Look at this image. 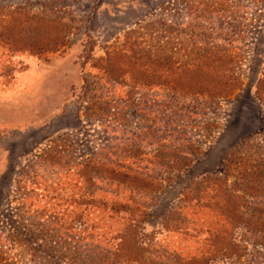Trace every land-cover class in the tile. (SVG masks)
Listing matches in <instances>:
<instances>
[{
	"label": "rangeland",
	"instance_id": "obj_1",
	"mask_svg": "<svg viewBox=\"0 0 264 264\" xmlns=\"http://www.w3.org/2000/svg\"><path fill=\"white\" fill-rule=\"evenodd\" d=\"M16 6L48 15L57 44L46 51L0 46V264L108 259L117 238L101 241L97 233L118 229L105 221L108 230L99 212L81 217L85 230L71 238L57 228L74 218L68 197L115 192L107 177L131 174L124 168L131 159L121 160L128 151L145 153L142 165L153 163L157 183L137 216L142 248H149L142 264H264V97L255 93H264V0H0V11ZM145 29L148 39L131 55L166 70L230 48L231 85L226 80L215 98L191 99L166 74L115 77L105 51L128 46ZM213 87L190 84L202 92ZM93 157L113 165L90 169L96 180L87 185L72 171ZM222 185L241 196L240 212L225 218L222 237L214 238L202 205L213 195L224 202ZM52 204L63 213L51 214Z\"/></svg>",
	"mask_w": 264,
	"mask_h": 264
},
{
	"label": "trees",
	"instance_id": "obj_2",
	"mask_svg": "<svg viewBox=\"0 0 264 264\" xmlns=\"http://www.w3.org/2000/svg\"><path fill=\"white\" fill-rule=\"evenodd\" d=\"M9 9L12 10H7L6 8L5 10L0 11L1 47L6 51H11L12 49L17 50L19 48L46 51L55 48V45L57 44V41L53 40L55 35V22L48 17V15H27V13L22 11L24 8L20 6ZM26 27H28L27 34H25ZM38 29H41L42 31H38V35H36ZM146 31L147 29H145L141 35L135 37L136 41L128 42V46H126V44L123 46L124 48L125 46L127 47L128 51L125 49L127 53L121 52L124 48L119 50H117V48H112L111 50L105 51L103 61L107 62L109 70L113 71L115 77L119 78L120 75H123L125 72L130 73L131 77L136 80H139L140 77L151 78L150 73L154 74V72H158L159 78L162 77L161 74H166L165 77L172 80L178 93L180 92L183 96L187 95L191 99H197L198 97L201 99L215 98L225 92V90L221 88L222 84L226 83V80H229L228 84L226 83L227 85H231V81L234 80V77L229 74L232 63H235L234 59L231 60L228 57L229 55L227 52H230V48L223 47L221 48V51L215 52L213 56H209L207 55V52H203V55L200 54V56L193 57V62H185L175 69L169 68L168 70H166L165 67H162L161 64L153 65L152 62H149L151 59H146L144 56L137 57L131 55V51L138 47L140 48V45L144 44L143 42L148 39ZM150 57H153V54ZM6 67L8 66L1 65L2 73L8 71L9 68ZM163 69H165V71ZM205 75L209 78L202 77ZM197 81L199 82V85L206 82L211 84L212 81L214 87L206 92L191 90L190 84L192 82L198 84ZM258 88L259 87L255 89L256 97H264L263 91ZM249 119L250 117H248L247 121H249ZM130 153H132V151H128V154H124L121 157V160L129 158L132 161L129 167L124 166V168L131 172V174L126 177L122 176L120 179L123 181H119L116 176H113L114 173L111 172V170L109 171L113 177H107V181L113 180L114 184H117L115 185V192H106L102 189L97 190L95 192L99 196L98 199L93 197L92 191H86L82 199L68 197L66 208L70 207V212L74 213V218L64 222L61 221V227L57 228L58 232H61V235L71 238V235L75 234L76 228H78V233L85 230L83 227L80 228L79 226L82 225V223L84 224V220L87 218L82 220L81 217H87L88 214H92V211L99 212L100 215L97 219L98 221L101 219V223L104 225L108 224L107 222H110L109 224H114L115 222L118 229L116 234L107 236L106 232L97 233V238L101 241L113 237L117 238L114 245L115 247L113 248L114 250L109 252L108 259L105 258L106 260H103L101 264H142V262L145 263L147 261L143 255L149 251V248H142L143 241L138 230L139 219H137V216L142 215L147 206V203L143 201V198H147L151 189L157 187V183L155 176L153 175L154 172H152L151 169L153 163L150 164L149 162L151 167H144L142 165V162L145 160V153ZM155 158H157V156H155ZM112 163L113 161L110 159L108 161H100V159H95L94 157L78 161L74 164L72 174L76 173L82 177L85 184L90 185L92 177L89 175V170L92 168L100 169L102 164L106 168L104 171L108 172L107 170L112 168ZM69 180H71L70 177L66 183L69 182ZM93 180H96L95 177ZM129 183L134 184L135 186H130ZM120 184H123L126 187L120 188ZM221 188L222 195L224 196V199L222 200H224V202L222 201L220 203L221 198L219 199L213 195L207 197L204 203L205 205H202L203 209H205L202 212V215L204 216L203 221L206 222V232L209 233L213 230L217 235L218 233H224V219L228 218L229 215L237 217L240 212L239 202L237 200L238 198H241V196L233 193L231 194L229 190L225 191L224 185H222ZM100 191L102 194H100ZM106 193H109V195H106ZM153 202L154 201H152V203ZM59 206L60 204H52L51 214H62L63 210H58ZM174 209L176 210L177 208ZM39 213L40 214L38 215L41 221L39 222V226L44 227L48 221L45 218L48 216L43 213L42 208ZM194 215L197 216L201 214L194 213ZM55 223L58 224V222ZM109 224L108 226L106 225L108 230L111 228ZM91 236H94V234ZM221 237L222 234H219L214 238ZM211 240L213 241V239L209 238L208 242L217 248L221 249V247L224 246L218 242H211ZM90 242L92 243L94 241L90 239ZM225 251L226 250H224V252ZM198 259L201 260L200 257Z\"/></svg>",
	"mask_w": 264,
	"mask_h": 264
}]
</instances>
